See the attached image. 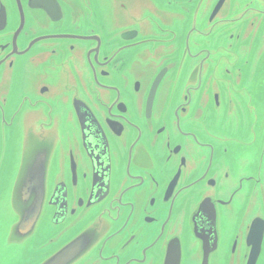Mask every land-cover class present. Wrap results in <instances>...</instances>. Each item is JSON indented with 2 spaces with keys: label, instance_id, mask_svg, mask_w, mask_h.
Wrapping results in <instances>:
<instances>
[{
  "label": "flooded vegetation",
  "instance_id": "af4514ba",
  "mask_svg": "<svg viewBox=\"0 0 264 264\" xmlns=\"http://www.w3.org/2000/svg\"><path fill=\"white\" fill-rule=\"evenodd\" d=\"M56 1L51 25L27 0H0L7 31L22 24L16 59L0 52V121L89 109L86 133L77 144L67 133L69 148L51 157L55 185L29 255L83 234L73 264H161L174 240L179 264H247L255 248L264 264V225L256 247L249 228L264 221V105L248 84L264 0H224L214 20L222 0L119 2L123 25L106 0Z\"/></svg>",
  "mask_w": 264,
  "mask_h": 264
},
{
  "label": "water",
  "instance_id": "95a60500",
  "mask_svg": "<svg viewBox=\"0 0 264 264\" xmlns=\"http://www.w3.org/2000/svg\"><path fill=\"white\" fill-rule=\"evenodd\" d=\"M119 2H124V4L129 3V5L138 4L139 2L134 0H106V4L109 6L108 9L111 6L113 7L115 19L119 20L120 24L123 25L127 22V19L124 17L125 12L123 11L121 13L118 8ZM223 2L224 0L213 9L211 20H214L216 15L221 11L220 8ZM27 8L29 13L41 11L51 25L57 24L60 20V8L56 0H27ZM7 18L4 9H2L0 13V40L3 35L11 34V36L8 46L7 43L0 44V52L3 54L6 53L5 49L9 47L11 55L14 56L13 59H16L18 52L15 39L21 30L22 24L13 31L12 28L7 31V26L9 25ZM261 52V57L255 55L249 59L248 84L251 98L253 100L257 98L261 99L264 105V92L253 88V78L255 75L260 80L262 88L264 89V44ZM30 86H32V81H30ZM40 92L44 93V89L42 88ZM255 94H257L256 97ZM56 99L52 98V100ZM51 105L55 106V103ZM61 108L65 114L62 119L58 116H52L45 123H41L39 116L35 115L34 112L27 113L26 115L28 117L16 123L11 128L1 118L0 163L5 158L7 162L11 161L9 167L6 168L3 188L0 182V201H6V213L0 214L2 218L0 225L1 227L3 226L0 235V249L6 255H9L3 260H0L1 264H73L87 250L86 248L73 247L82 241L84 237L82 234L48 257L36 258L29 255L31 251L30 245L33 244L36 234L35 231L41 218L46 215L45 201L55 185L54 181L47 182L51 157L59 153L58 148H69L67 146V133L72 134V139L77 144L78 134L80 135L82 128L85 131L86 124L88 123L83 113L89 112V109L81 101H75L71 104V108H73V112L74 110L76 111L78 118L75 115L72 118H68L66 116V106H62ZM82 109L84 110L83 112H81ZM71 119L72 123L65 124L67 120ZM99 161L102 162L101 160ZM71 170L74 174L75 168L72 167ZM100 174H104V170L97 174L99 179H93V184L101 181L102 176ZM107 184L100 182L99 186L101 189L98 190H105ZM76 185V181L71 180L70 187L66 189L70 192L74 191ZM61 188H64V186ZM239 188L240 186L236 190ZM58 197L59 194L57 193L54 198L55 202H59ZM263 225L264 221L260 218L253 219L249 225L250 231L253 229L252 235H254L255 247L257 242L260 243L259 238L261 234L258 230ZM177 244L178 241L174 240L173 243L166 245L161 264H179L180 251ZM258 253V250L255 248L253 253L249 254L250 262L247 264H256Z\"/></svg>",
  "mask_w": 264,
  "mask_h": 264
},
{
  "label": "rangeland",
  "instance_id": "374dc122",
  "mask_svg": "<svg viewBox=\"0 0 264 264\" xmlns=\"http://www.w3.org/2000/svg\"><path fill=\"white\" fill-rule=\"evenodd\" d=\"M259 73H260V70H259ZM253 88L255 90L258 89L264 92V89L262 88L260 80L256 78L255 75L253 78ZM10 164H11V161L7 162L6 158L2 163H0V172L2 173V178H1L2 188H3V182L5 181L6 168H8ZM3 213H6V201H0V214H3ZM0 220H2L1 215H0ZM2 230H3V226L1 227L0 225V235L2 233ZM0 248H1V240H0ZM7 256L9 255H6L4 251L0 249V260H3Z\"/></svg>",
  "mask_w": 264,
  "mask_h": 264
}]
</instances>
